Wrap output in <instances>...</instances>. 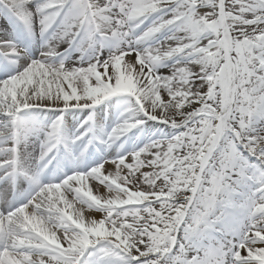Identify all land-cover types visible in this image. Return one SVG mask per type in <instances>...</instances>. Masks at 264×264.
Wrapping results in <instances>:
<instances>
[{"label": "snow or ice", "instance_id": "6c2138e0", "mask_svg": "<svg viewBox=\"0 0 264 264\" xmlns=\"http://www.w3.org/2000/svg\"><path fill=\"white\" fill-rule=\"evenodd\" d=\"M0 264H264V0H0Z\"/></svg>", "mask_w": 264, "mask_h": 264}, {"label": "bare ground", "instance_id": "6f19581e", "mask_svg": "<svg viewBox=\"0 0 264 264\" xmlns=\"http://www.w3.org/2000/svg\"><path fill=\"white\" fill-rule=\"evenodd\" d=\"M94 185H95V184H93L92 186H93V190L95 191L96 188H94ZM99 192H100V194H104L105 189H104L103 187H101V188L99 189ZM94 215H95L97 218H99V214H98V213H94Z\"/></svg>", "mask_w": 264, "mask_h": 264}, {"label": "rangeland", "instance_id": "374dc122", "mask_svg": "<svg viewBox=\"0 0 264 264\" xmlns=\"http://www.w3.org/2000/svg\"><path fill=\"white\" fill-rule=\"evenodd\" d=\"M94 188H96V185H94ZM77 207H79V206H77ZM92 215H94V213H92Z\"/></svg>", "mask_w": 264, "mask_h": 264}]
</instances>
